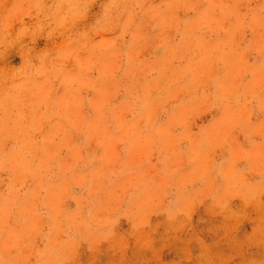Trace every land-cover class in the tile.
Segmentation results:
<instances>
[{
    "label": "rangeland",
    "instance_id": "obj_1",
    "mask_svg": "<svg viewBox=\"0 0 264 264\" xmlns=\"http://www.w3.org/2000/svg\"><path fill=\"white\" fill-rule=\"evenodd\" d=\"M0 264H264V0H0Z\"/></svg>",
    "mask_w": 264,
    "mask_h": 264
}]
</instances>
